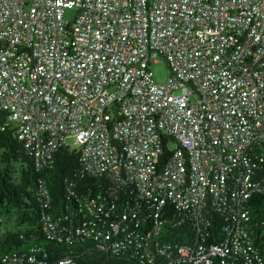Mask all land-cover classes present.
Instances as JSON below:
<instances>
[{"label":"built area","instance_id":"1","mask_svg":"<svg viewBox=\"0 0 264 264\" xmlns=\"http://www.w3.org/2000/svg\"><path fill=\"white\" fill-rule=\"evenodd\" d=\"M0 108L37 167L78 146L82 170L133 184L156 215L221 208L230 233L182 257L253 249L241 202L264 193V0H0Z\"/></svg>","mask_w":264,"mask_h":264},{"label":"trees","instance_id":"2","mask_svg":"<svg viewBox=\"0 0 264 264\" xmlns=\"http://www.w3.org/2000/svg\"><path fill=\"white\" fill-rule=\"evenodd\" d=\"M16 129L0 108V264H197L179 249L220 243L230 233L231 219L210 203L197 215L165 203L156 215L133 184L116 187L82 170L78 148L62 146L50 165L37 167ZM252 152L257 180L264 147ZM91 200L97 216L88 210ZM241 207L253 249L211 264H264V193L251 191Z\"/></svg>","mask_w":264,"mask_h":264},{"label":"rangeland","instance_id":"3","mask_svg":"<svg viewBox=\"0 0 264 264\" xmlns=\"http://www.w3.org/2000/svg\"><path fill=\"white\" fill-rule=\"evenodd\" d=\"M76 14V10L75 9H69L67 8L64 12V16L66 19L68 20H72L74 18ZM151 70L153 72V76H154V80L156 82H164L167 78V76L169 75V68L167 67V65L164 62H159L157 64H152L151 65ZM69 142L72 141V138L68 140ZM76 147V146H74ZM170 148L174 147V143H170L169 144ZM78 148V146L76 147Z\"/></svg>","mask_w":264,"mask_h":264}]
</instances>
